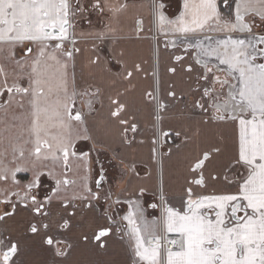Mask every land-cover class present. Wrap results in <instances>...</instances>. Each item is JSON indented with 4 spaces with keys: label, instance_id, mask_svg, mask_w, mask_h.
I'll return each mask as SVG.
<instances>
[{
    "label": "snow or ice",
    "instance_id": "6c2138e0",
    "mask_svg": "<svg viewBox=\"0 0 264 264\" xmlns=\"http://www.w3.org/2000/svg\"><path fill=\"white\" fill-rule=\"evenodd\" d=\"M166 8L167 0H0V223L7 225L20 212L32 214L25 233L41 236V246L53 251L50 264H63L57 258L74 248L63 231L50 232L53 202L66 213H57L56 228L70 231L77 212L94 210L101 198L107 226H98L91 237L84 234L82 242L100 250L113 238L126 242L123 264H264V0H178L174 18ZM133 9L134 26L126 31L123 18ZM158 37L165 49L183 48L184 55L173 59L191 82V107L201 117L194 135L202 137L200 126L231 125L235 133L231 146L223 135L210 143L203 135L207 146L189 162L178 199L165 182L163 162L192 136L162 128L169 105L159 97ZM153 38V71L140 62L129 65L122 42ZM86 52L85 67L100 68L113 84L129 85L109 97L110 117L125 145L135 143L128 133L140 128L135 115L122 117L129 104L121 97L134 89V72L156 79L154 90L144 93L154 119L151 163L139 177L154 181L151 188L140 183L121 189L115 199L110 189L103 191L107 178L92 157L100 142L75 109L78 95H103L100 87L77 92L74 69ZM186 55L191 61L185 65ZM167 71L175 74L177 68ZM167 96L184 99L174 84ZM173 135L180 143L169 142ZM82 141L92 142V149L83 151ZM94 165H100L95 191ZM127 172L130 183L134 167ZM45 180L49 187L41 198ZM124 204L128 211L117 219V206ZM148 209L159 215L149 218ZM29 246L7 229L0 232V264H30L21 258Z\"/></svg>",
    "mask_w": 264,
    "mask_h": 264
},
{
    "label": "crops",
    "instance_id": "0c3cea01",
    "mask_svg": "<svg viewBox=\"0 0 264 264\" xmlns=\"http://www.w3.org/2000/svg\"><path fill=\"white\" fill-rule=\"evenodd\" d=\"M178 0H167L166 14L170 18H174L177 12ZM182 3V0H179ZM223 7V5H222ZM227 14L228 9H224ZM137 15L136 10H129L123 18L126 31H130L134 26V17ZM146 15V13H145ZM86 27V25H85ZM160 40L159 52V97L163 102L168 103L169 111L165 114V119L162 124L163 130L169 129L188 130V134L192 136V140L187 146H182L178 152H174L171 158L164 159V179L166 184L174 188V195L178 199L179 186L183 183V175L187 174L186 170L189 162L198 154L200 148L206 147V143H201L203 135L208 137V142H213L223 135L227 138L229 146H231L234 137V128L231 125L222 127H201L202 137L194 135L201 117L192 109L193 96L189 94L191 82L187 75L183 72L181 66L173 59L174 55H184L183 48L165 49L163 47V37H158ZM81 47H86L83 43ZM126 48L130 55L128 63L131 65L134 61L142 63L146 72L151 73L155 64L156 56V38L151 40H125L122 45ZM108 46H103V53L107 54ZM88 53L81 56L74 69L76 77V85L78 93H91L96 87L103 89V95L100 100L94 99L90 95H78L75 99V109L82 112L87 119V127L100 143L96 145V149L92 152L93 159H98L100 165L103 166L106 182L103 185V191L111 190L113 199L116 198L117 192L127 188L131 191L138 184L144 183L148 187H152L154 181H141L139 177H143L145 172L149 170L150 148L153 129L152 106L144 98L146 91H153L156 86V79L151 76H145L143 72L135 73L131 78L132 84L135 85L129 93L121 97L122 101L129 104L128 111L122 114L123 118H128V115H135L136 122L139 124L140 130L133 134L128 133L130 139L134 137L135 143L125 145L121 142V128L118 122L110 117L109 109L111 107L109 97L115 98L118 91L122 92L126 87H129L126 81H117L115 84L111 82V78L103 73L100 68L85 67L87 63ZM146 61V63H145ZM191 61L190 55L185 56L184 64ZM176 66L177 71L171 74L167 71L168 67ZM174 84L177 95L184 94L183 100H171L167 96L169 85ZM91 100V104L89 101ZM102 100V103H101ZM91 109V110H90ZM103 128V132L101 131ZM143 139L144 143L139 141ZM182 139V137H181ZM180 143V140L175 136L169 138V142ZM93 145L90 141H82L80 148L83 151H89ZM167 151V149H163ZM100 165H94L90 186L95 191V179L100 172ZM128 167H134L135 172L132 174L131 182L127 172ZM26 176L27 174H18ZM49 182L45 180L41 188V198L48 191ZM124 199L123 196L120 197ZM149 202H152L153 197H147ZM2 207V206H0ZM107 207L103 198L92 211H88L83 216L80 212L71 221V230H58L55 221L59 220L60 215H66L61 212L59 203L54 201L51 205L52 216L46 222L51 224L50 232H64V239L74 244L71 254L62 259L63 264H123L127 258V244L116 239L109 240V246L106 250H100L92 246L91 243L84 244L82 236L84 234L91 237L93 231L98 230V226H107V221L104 219V210ZM119 208V216H123L127 211V205L117 206ZM147 207V205H145ZM115 211V210H114ZM147 215L151 218L153 215H159L158 211L152 209L147 210ZM32 218V214L20 212L13 220H10L7 225L0 223V232L10 231L13 239H20L22 242H27L30 246L24 248L22 259L29 261L30 264H50L53 259V251L49 250V246H41V236H36L31 233H25V224ZM54 247V246H53Z\"/></svg>",
    "mask_w": 264,
    "mask_h": 264
}]
</instances>
